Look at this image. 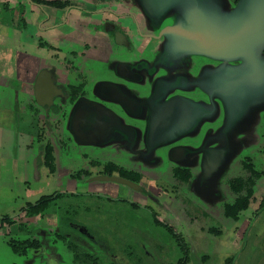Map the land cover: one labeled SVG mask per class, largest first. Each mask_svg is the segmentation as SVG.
Wrapping results in <instances>:
<instances>
[{"label":"flooded vegetation","instance_id":"flooded-vegetation-1","mask_svg":"<svg viewBox=\"0 0 264 264\" xmlns=\"http://www.w3.org/2000/svg\"><path fill=\"white\" fill-rule=\"evenodd\" d=\"M10 1L0 2V28L9 27L4 32L8 39L0 47L9 44L7 48L12 51L10 68L7 70L5 64L0 66V131L4 135L13 132L16 145L15 154L0 151V161L9 159L15 164L16 159L23 160L24 154L34 153L31 179L57 186L52 193L41 195L33 202L27 201L0 216V230L10 236L7 242L12 251L40 262L48 258L51 264H60L63 259L70 264H160L151 256L149 242L132 235L135 231H131V220L147 212L170 232L183 252L178 264L188 263L190 247L171 225L158 217L185 211L179 206H167L166 201L172 199L171 203L179 204L187 199L183 189L191 179L190 171L173 167L171 182L168 179L150 181L131 167L103 161L95 149L75 139L70 121L76 100L92 94L103 75L115 72V57L126 54L138 58L135 56L138 53L140 58L150 60L152 43L164 38L162 29L167 18L157 28L152 27L159 20L155 21L143 11L140 0ZM238 1L227 0V3L234 7ZM261 4L263 1L259 0ZM56 12L61 15L45 25ZM35 14L39 17L33 22ZM14 19L17 28L13 33L10 28ZM71 20L74 21L70 33L75 32L78 37L77 26L82 28L79 41L73 33L62 43L55 41L56 38L52 39L55 42L47 39L48 29L67 27ZM15 35L16 41L25 37L30 40L32 46L28 53L11 47V38ZM37 46L43 48L37 50ZM4 55L6 52H0L2 63L6 62ZM97 92H102L101 87ZM8 104L12 107H7ZM91 109V105L86 104L80 109L81 114L76 115L75 122L79 118L85 120L86 111ZM18 117L24 125L22 130L17 124L13 125ZM1 127L7 131L3 132ZM263 153L264 142L241 160L242 174L229 180V187L236 196L223 205L226 217L238 221L249 208L255 181L264 175L258 167ZM185 170L187 177L178 172ZM241 197L247 198L246 207L238 209L233 216L228 215L226 207ZM28 206L42 210L28 215ZM263 208L264 198L258 209ZM24 218L41 224L50 222L29 226ZM206 222L212 226H206L204 232L220 236L216 223ZM56 248L63 250L65 256ZM233 261L234 257H229L225 264Z\"/></svg>","mask_w":264,"mask_h":264},{"label":"water","instance_id":"water-1","mask_svg":"<svg viewBox=\"0 0 264 264\" xmlns=\"http://www.w3.org/2000/svg\"><path fill=\"white\" fill-rule=\"evenodd\" d=\"M181 1L140 0L143 11L159 20L152 27L167 18L164 38L151 45L149 61L126 54L115 57V72H106L92 94L76 100L70 121L77 141L113 146V154L104 157L118 165L135 169L141 163L158 161L161 152L173 160L175 166L170 168L189 169L199 160L203 181L220 166L227 168L243 149L237 137L219 144L214 124L223 121L220 131L235 136L239 120L246 121L251 114L262 120L264 115V96L245 104L241 112L238 98L232 103L228 98L242 80L264 77L256 65L257 59L264 67V0L261 5L252 0L248 6L238 3L234 7L227 0H205L204 7L198 0L192 6ZM226 13L236 14L233 33L215 35L205 18H222ZM86 104L92 107L86 111L88 117L75 122ZM250 105L256 111H248ZM244 135L251 139L248 131ZM229 146L231 150H227ZM114 155L117 157L112 159Z\"/></svg>","mask_w":264,"mask_h":264},{"label":"rangeland","instance_id":"rangeland-1","mask_svg":"<svg viewBox=\"0 0 264 264\" xmlns=\"http://www.w3.org/2000/svg\"><path fill=\"white\" fill-rule=\"evenodd\" d=\"M198 2L200 6H205V0H198ZM251 2L252 0L238 1L239 4H246V6ZM181 3L191 4L192 6L193 0H182ZM226 14L223 15V19L217 18L214 15H209V17L205 18L209 30L215 35L227 36L233 33L236 22L232 20H235L236 14ZM227 18H229L228 22L225 21ZM157 43L154 41L152 44L155 45ZM8 45L0 47V52H6L7 54V56L4 55L6 62L2 63L3 59H1L0 66L5 64L7 70L12 65L8 57L12 51L7 48ZM135 56L140 58L138 53ZM254 59L252 58V62L255 61ZM256 61L258 62L256 64L258 71L260 73L261 71L264 72L262 61L257 59ZM253 69L255 70L256 68L253 66ZM263 96L264 77L261 79V77L257 76L254 80L251 78L242 80L230 92L228 98H230L231 103L235 101V98H238V105H236L241 106V108H237V110L239 109L238 112H241L245 104H249L252 100L255 102L258 99L259 101ZM251 105L248 107V111H256V107H251ZM7 107L12 106L8 104ZM252 116L251 114L246 121H238V128L234 132L235 136H231V133L229 136L228 132H225V129L220 131L223 121L221 122L220 120L214 124L215 129L217 128L219 132L218 136L215 137L218 143L225 145V143L232 141V137L240 138L242 140V153L237 158L232 155L234 157L227 164V168L220 166L216 172L203 181V168H201L198 160L195 167L188 169L191 173V179L183 189L187 199L180 202L181 204L171 203L172 199H167L166 201L167 206H172V208H178L179 206V209L182 208L185 211L176 215L169 213L158 217L160 220L171 225L190 247L188 253L189 261L186 264H225V260L229 257H234L232 264H259V262L264 261V208L261 211L258 209L261 200L264 198V175L255 181L254 193L250 200L249 208L241 214L238 221L226 217L223 212V205L232 202L236 196L229 187V180L236 177V175L242 174L241 160L260 148V144L264 142V115L262 120L261 118L257 120L256 118H252ZM19 120L20 118L18 117V120L14 121L13 125L17 124L18 129L22 130L24 125ZM8 122L10 123V120ZM246 131H248L251 138L249 140L244 135ZM239 134L241 135L240 137H238ZM15 139L16 136L13 132L4 135L0 131L1 153L4 150L5 154L9 152L15 154ZM82 144L83 146H88L87 148L95 149L103 161L109 160L106 157L111 156L113 154L111 152L114 151L111 149L113 146L99 147L94 144ZM231 149L232 147L230 146L227 148V150ZM166 156L158 152L156 156V159L159 157L158 161L153 160L151 162L148 161L146 164L141 163L140 167H136L135 169L142 172L150 181L168 179L171 182L172 167L170 168V166L175 165L171 162L173 160ZM116 157L114 155L112 159ZM35 158L36 154L28 153L24 154L22 161L16 159L14 161L15 164L10 162L9 159L0 161V216L5 215V213H8L12 209H18L27 201L33 202L41 195L50 194L56 189L57 186L54 188V184L52 183L46 185L41 181L36 182L31 179ZM258 167L264 172V153L258 160ZM23 220L29 226L37 223L35 219L24 218ZM206 220H213L216 223L221 232L220 236L214 235L211 232H204L207 228L206 226H212V224H206ZM131 222L133 225L131 231H135L132 234L133 237L138 236L137 238L145 239L146 242H149L151 256H154L160 264H178L179 259L183 256V252L170 232L158 225L151 214L147 212L142 213L140 218H134ZM48 223L42 221L44 225ZM9 237L5 235L3 230H0V264H51L48 258L40 262L32 257L27 258L14 253L7 242ZM55 250L65 256L64 251L60 250V248H56ZM60 264H70V261L63 259L60 261Z\"/></svg>","mask_w":264,"mask_h":264},{"label":"crops","instance_id":"crops-1","mask_svg":"<svg viewBox=\"0 0 264 264\" xmlns=\"http://www.w3.org/2000/svg\"><path fill=\"white\" fill-rule=\"evenodd\" d=\"M0 2H5V3H9V2H11L10 0H0ZM36 14H37V11H36ZM35 14V17H37L36 19H35V17H34V20H33V22L35 21H37L38 20V15H36ZM61 14L59 13V12H56V14H55V16L53 15L52 16V18H50L49 20H48V22H46L45 23V25H47V24H50V23H52V21L54 22V20L56 19V18H58L59 16H60ZM12 21V20H11ZM24 21H26L25 19H24ZM74 21V20H73ZM73 21L71 20V23H70V25H68L67 27H58V28H52V29H48L47 30V39H50V40H52V39H54V38H56L55 39V41L56 40H59V41H61V43L62 42H66V36H68L69 35V37H71L72 36V33H73V35H74V37L75 38H77L78 39V41H79V39L81 38L80 36H79V34L81 33H79V31L82 29L81 27H80V25L79 26H77V30H76V33L78 34V37L75 35V32H71L70 33V30L72 29V26H73ZM16 20L14 19V21H12V24H13V28L11 27L10 28V30H11V32H15L16 31V28H17V26H16ZM18 25V24H17ZM9 27H7V28H0V44L1 43H3V42H5L6 43V40L8 39V37L4 34V32H6L7 31V29H8ZM9 30V29H8ZM3 32V33H2ZM67 33V34H66ZM12 36V35H11ZM15 37H16V35L15 36H13L12 38H14V39H12L11 37V40H12V43H11V47L14 49V50H18V51H22V52H26V53H28L29 51H30V48H29V46L31 45L32 46V44L30 43V40L28 39V38H23L21 41L19 40V41H16L15 40ZM49 40V41H50ZM52 41H54V40H52ZM51 41V42H52ZM54 41V42H55ZM38 48H37V50H39V48H43V47H40V46H37ZM21 52V53H22ZM7 56V55H6ZM8 57H9V55H8ZM29 57L27 56V57H25V59H23V62H22V64L25 62V60L26 59H28ZM6 126V125H5ZM4 126V127H5ZM4 127H1V130L4 132L5 130L7 131V128H4ZM7 127V126H6Z\"/></svg>","mask_w":264,"mask_h":264},{"label":"trees","instance_id":"trees-1","mask_svg":"<svg viewBox=\"0 0 264 264\" xmlns=\"http://www.w3.org/2000/svg\"><path fill=\"white\" fill-rule=\"evenodd\" d=\"M183 177H187L189 174H188V172H187V170H185V171H178ZM185 174V176H184V174ZM246 203H247V198L246 197H241V198H238L237 200H236V202L233 204V205H228L227 207H226V213L228 214V215H232L233 216V214L234 213H236V211L238 210V209H242V208H245L246 207ZM42 210V208L41 207H37V206H28V208H27V214L28 215H33V214H36V213H38L39 211H41ZM6 219H9V218H6ZM27 244H28V246H29V244H30V242H28L27 241ZM16 247H13V250L14 251H16Z\"/></svg>","mask_w":264,"mask_h":264}]
</instances>
